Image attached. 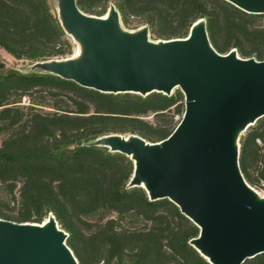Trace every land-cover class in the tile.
Returning <instances> with one entry per match:
<instances>
[{"label": "trees", "instance_id": "1", "mask_svg": "<svg viewBox=\"0 0 264 264\" xmlns=\"http://www.w3.org/2000/svg\"><path fill=\"white\" fill-rule=\"evenodd\" d=\"M110 3L124 24L140 17L166 39L187 36L205 18L216 50L237 48L264 60V14L226 0H77L95 15ZM0 46L30 63L72 52L53 0H0ZM184 111L181 90L105 93L52 73L8 68L0 58V217L42 222L52 212L80 264H211L190 245L200 229L176 204L128 187L130 157L87 144L109 133L162 140ZM263 135L264 119L240 137V168L251 184L264 180V152L256 143ZM10 202L15 213L3 209ZM243 264H264V253Z\"/></svg>", "mask_w": 264, "mask_h": 264}, {"label": "water", "instance_id": "2", "mask_svg": "<svg viewBox=\"0 0 264 264\" xmlns=\"http://www.w3.org/2000/svg\"><path fill=\"white\" fill-rule=\"evenodd\" d=\"M59 21L79 44V54L32 63L31 70L58 75L105 93L179 88L185 111L159 141L136 133H109L87 143L120 152L134 163L128 187L150 200L168 198L200 231L189 243L211 264H243L264 253V196L240 168V137L264 117V60L212 45L205 18L185 37L150 39L149 26L130 31L114 3L89 14L77 0H54ZM264 14V0H226ZM69 233L50 212L42 222L0 217V264H80Z\"/></svg>", "mask_w": 264, "mask_h": 264}, {"label": "rangeland", "instance_id": "3", "mask_svg": "<svg viewBox=\"0 0 264 264\" xmlns=\"http://www.w3.org/2000/svg\"><path fill=\"white\" fill-rule=\"evenodd\" d=\"M54 3V8L56 9V5H55V1L53 0ZM57 13V10H56ZM260 23H264V19H260L259 20ZM123 27H125L126 29L130 30V31H134V30H138L144 26H149V36L150 39L153 40H158V39H166L163 37H158L154 32H152V28L150 26V24H148L144 19L140 18V17H133L130 16L128 19V23L124 24L122 23ZM68 38L71 40L72 43V52L70 54H67L68 58H72L75 57V53L76 50L79 48V44L76 40H74L70 35H68ZM0 58L6 63V66L8 68H15L21 71H30L31 70V66L32 63H30L29 60L27 59H17L15 58L13 55H11L9 52H7L3 47L0 46ZM62 58V57H61ZM177 90H180L179 88H175L173 93L177 92ZM172 93V94H173ZM149 120H152V116L148 117ZM264 117L260 118L258 121H256L253 125L249 126L246 130L243 131V136H245V134H247V132L254 126H256L257 124L260 123L261 120H263ZM176 121L181 120V116L177 115L176 116ZM3 136L0 134V144L2 142ZM262 165L260 164V162L257 164V169L254 168V174L253 176H256L257 174V170L259 169L258 167H261ZM247 181V180H246ZM248 182V181H247ZM264 180H259L256 184H251L249 183L252 187H254L257 191H259V193L264 196V184H263ZM3 209L6 212L9 213H15L17 211V205L10 202L8 205H4ZM119 264V263H116ZM121 264H129V263H121Z\"/></svg>", "mask_w": 264, "mask_h": 264}, {"label": "built area", "instance_id": "4", "mask_svg": "<svg viewBox=\"0 0 264 264\" xmlns=\"http://www.w3.org/2000/svg\"><path fill=\"white\" fill-rule=\"evenodd\" d=\"M256 143L259 145L260 151L264 152V135L257 137L256 138ZM260 164L262 165V162H260ZM263 184H264V182H263Z\"/></svg>", "mask_w": 264, "mask_h": 264}, {"label": "bare ground", "instance_id": "5", "mask_svg": "<svg viewBox=\"0 0 264 264\" xmlns=\"http://www.w3.org/2000/svg\"><path fill=\"white\" fill-rule=\"evenodd\" d=\"M104 16L107 17V14H105ZM79 51H80V49L78 48V49L76 50L75 55H76V54H79ZM254 189H255V188H254ZM255 190H256V189H255ZM257 192H259V191H257Z\"/></svg>", "mask_w": 264, "mask_h": 264}]
</instances>
